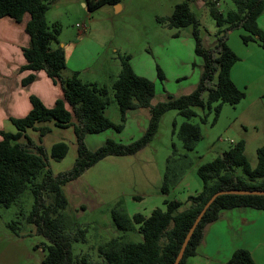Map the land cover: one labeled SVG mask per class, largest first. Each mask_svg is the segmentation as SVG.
Listing matches in <instances>:
<instances>
[{
  "label": "trees",
  "instance_id": "trees-1",
  "mask_svg": "<svg viewBox=\"0 0 264 264\" xmlns=\"http://www.w3.org/2000/svg\"><path fill=\"white\" fill-rule=\"evenodd\" d=\"M54 0H0V19L10 18L21 22L26 15L25 31L31 44L23 49L27 62L25 69L33 73L45 71L55 84L62 87V97L48 108L36 96L30 97L31 110L27 116L11 119L15 133L0 131V207L11 208L21 198L30 193L33 199L31 210L26 217L28 224L35 226L37 234L49 242L45 246L47 254L42 264H173L184 239L195 219L209 201L220 191L225 190H264V145L257 149V165L252 167L245 155L243 140L234 144L222 156L199 166L197 174L202 181L201 191L188 197L190 206L180 210L178 200H164V208H156L150 216L135 214L132 218L118 208L112 211L117 229L123 233L137 231L142 241L126 240L117 236L98 246L101 262H92L88 255H74L73 243L86 242L87 230L76 225L68 214V200L63 192L66 183L78 179L87 169L109 156L134 155L154 138L163 115L176 110L186 118L197 116L194 108L211 110L214 104L215 119L223 104L236 105L245 98L231 78V69L238 62V56L227 45V33L241 27L245 34V44L256 41L264 49V32L257 26L258 16L264 10V0H233L234 10L226 14L217 8L218 0H207L210 14L218 28V45L213 50L203 47L200 22L187 0L176 5L173 14L158 18L169 28H192L196 43L195 52L204 60L203 73L198 86L189 94L178 97L168 96L167 100L151 106L154 98V84L147 78L137 75L130 63V56H120L121 70L112 85L115 100L119 106L122 122L130 111L150 109V124L147 132L130 144H122L107 139L104 146L96 151H88L82 142L86 134H98L109 129L120 132L123 125H115L107 116L109 90L96 83H85L75 72L63 79L67 58L62 46L53 49L57 43L58 25L49 26L46 14ZM89 12L105 5H118L121 0H86ZM161 79V70L157 67ZM35 78L31 74L25 84ZM214 82L213 86L208 83ZM207 92L206 100L203 94ZM207 120V115L202 122ZM54 121L60 128L73 126L79 140V154L73 169L65 174L54 176L48 169L47 151L42 145L34 144L27 134L42 122ZM174 129V133H175ZM45 131H41V137ZM184 149L192 152L201 140V129L197 125L184 122L177 131ZM68 147L64 142L54 144L50 155L53 159L65 157ZM193 165L187 154L168 158L161 193L168 195ZM241 170V173L238 170ZM249 207L264 211V196H219L208 208L198 224L186 248L180 264H186L202 242L207 225L217 221L221 213L233 208ZM22 214V213H21ZM227 264H256L246 250H237Z\"/></svg>",
  "mask_w": 264,
  "mask_h": 264
},
{
  "label": "rangeland",
  "instance_id": "rangeland-1",
  "mask_svg": "<svg viewBox=\"0 0 264 264\" xmlns=\"http://www.w3.org/2000/svg\"><path fill=\"white\" fill-rule=\"evenodd\" d=\"M81 1L54 0L46 19L49 26L56 24L60 30L59 45L52 43L51 47L62 46L65 50L77 43L70 67L79 69L83 82L108 88L110 102L106 116L115 125H123L120 132L109 129L98 134H86L82 139L83 145L93 152L104 146L107 139L130 144L140 139L150 124L149 108L130 111L122 122L112 89L120 70V56H130L134 72L154 84L151 106L166 101L168 96L191 93L200 82L204 60L195 52L191 27L169 28L167 23L158 21V18L170 17L176 5L187 0H121L120 11L115 6L105 5L92 12H88ZM189 1L200 22L203 47L214 50L218 45V28L207 0ZM217 8L226 14L235 7L233 0H218ZM89 25L93 32L88 34V39L80 40V31ZM234 39L233 30H230L227 45L232 50ZM73 74L68 68L61 75L67 79ZM213 85L214 82L208 83L209 87ZM54 87L62 95L61 85L55 84ZM51 95L54 97V92ZM55 95L58 94L55 92ZM203 98L206 100L207 92ZM56 100L52 101L53 104L44 105L52 108ZM247 104L244 99L236 105L223 104L217 119L214 110L217 104L211 110L194 108L197 116L189 120L178 111L169 110L161 118L154 138L142 150L134 155L109 156L87 169L78 179L66 183L63 192L68 200L67 212L76 225L87 230L85 243H73V254H86L92 262H101L100 244L117 236H125L128 241H142V235L137 231L123 233L117 229L113 209L118 208L130 218L135 214L150 216L156 208H164V200H178L182 203L180 210L187 209L190 206L188 197L202 188L197 174L199 166L222 156L234 143L241 140L248 143L245 155L251 166L256 167L257 148L264 144V115L256 122L247 112ZM205 115L207 120L202 122ZM184 122L201 129V140L192 152L185 151L177 134ZM41 131H45L43 137L40 136ZM29 137L34 144H40L39 140H42L47 151L48 169L54 176L73 169L80 147L73 126L60 128L54 121L42 122L30 130ZM60 142H64L68 150L63 159L56 160L51 157L50 150ZM185 154L193 165L168 195L162 194L168 158ZM32 204L31 194L26 193L17 205L8 209L0 207V264H42L47 254L44 248L49 242L26 221Z\"/></svg>",
  "mask_w": 264,
  "mask_h": 264
},
{
  "label": "crops",
  "instance_id": "crops-1",
  "mask_svg": "<svg viewBox=\"0 0 264 264\" xmlns=\"http://www.w3.org/2000/svg\"><path fill=\"white\" fill-rule=\"evenodd\" d=\"M81 3L88 9L86 0ZM114 6L118 8L117 11L121 10L119 4ZM28 20L29 15L21 22L7 17L0 19V131L9 133L17 131L11 119L24 118L30 112L31 96H36L44 104H53L52 101L62 97L45 71L33 73L25 69L27 62L23 49L29 48L31 44L25 31ZM256 24L264 32V10L258 16ZM92 32L89 25V28L80 31V40L88 39V34ZM233 34V52L240 60L233 65L231 78L238 89L245 91L247 112L257 122L264 115V49L256 41L245 44L242 41L245 31L241 27L233 29ZM76 45L74 43L64 50L66 69L69 68L71 73H80L78 68L70 67ZM119 69L121 70V63ZM120 70L116 75H119ZM31 74L35 78L25 84L24 80ZM47 86L48 98L45 92ZM53 92L54 97L51 95ZM29 132L30 130L28 135ZM244 142L246 153L248 143ZM237 250L248 251L256 264H264V211L249 207L223 211L217 221L206 226L202 242L196 253L187 258L186 264H227Z\"/></svg>",
  "mask_w": 264,
  "mask_h": 264
},
{
  "label": "water",
  "instance_id": "water-1",
  "mask_svg": "<svg viewBox=\"0 0 264 264\" xmlns=\"http://www.w3.org/2000/svg\"><path fill=\"white\" fill-rule=\"evenodd\" d=\"M88 11V9H87ZM223 195H240V196H264V190H225V191H220L217 192L216 194H214L209 201L205 204V206L203 207V209L201 210V212L199 213V215L197 216V218L195 219L192 227L190 228V230L188 231L184 242L182 243V246L180 248L179 253L177 254L175 261L173 264H180V261L183 259L186 248L188 246V243L192 237V235L194 234L198 224L200 223V221L202 220L204 214L207 212L208 208L213 204V202L219 197V196H223Z\"/></svg>",
  "mask_w": 264,
  "mask_h": 264
}]
</instances>
